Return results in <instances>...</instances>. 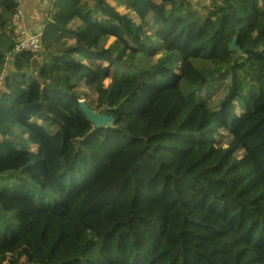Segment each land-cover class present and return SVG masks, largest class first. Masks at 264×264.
<instances>
[{"label": "trees", "instance_id": "16d2710c", "mask_svg": "<svg viewBox=\"0 0 264 264\" xmlns=\"http://www.w3.org/2000/svg\"><path fill=\"white\" fill-rule=\"evenodd\" d=\"M19 7L0 0V264H264V0H54L34 53ZM168 93L219 136L155 140Z\"/></svg>", "mask_w": 264, "mask_h": 264}, {"label": "rangeland", "instance_id": "374dc122", "mask_svg": "<svg viewBox=\"0 0 264 264\" xmlns=\"http://www.w3.org/2000/svg\"><path fill=\"white\" fill-rule=\"evenodd\" d=\"M53 1L54 0L42 1L43 13L40 20L33 19L29 21V24H31L29 30L21 27V30H24L23 36L24 33L28 35L42 31L45 23L44 19L47 20L48 14L52 9ZM195 1L208 2V0ZM21 25L22 22L16 26L19 28ZM12 67L13 62L10 61L8 69ZM82 104L96 127L106 124L108 121L106 117L98 115L87 107L85 103ZM150 123V135L169 151L179 154L189 152L197 146L206 144L219 136L210 118L202 109L187 106L178 95L173 93L164 95L157 106L151 110ZM254 124L264 127V109L253 118L246 130L250 142L258 146L259 140L257 134L255 130L251 129V126ZM221 134L223 136L226 135L224 131H221ZM261 142H264V133Z\"/></svg>", "mask_w": 264, "mask_h": 264}, {"label": "built area", "instance_id": "2783aa9c", "mask_svg": "<svg viewBox=\"0 0 264 264\" xmlns=\"http://www.w3.org/2000/svg\"><path fill=\"white\" fill-rule=\"evenodd\" d=\"M23 11L19 7L13 16V24L17 25L22 21ZM41 35L42 31L34 34H28L22 36V38L16 44V50L18 51H28V52H38L41 49Z\"/></svg>", "mask_w": 264, "mask_h": 264}, {"label": "crops", "instance_id": "0c3cea01", "mask_svg": "<svg viewBox=\"0 0 264 264\" xmlns=\"http://www.w3.org/2000/svg\"><path fill=\"white\" fill-rule=\"evenodd\" d=\"M19 1H20V8L23 11V18L21 21L22 25L19 27V29L21 30L22 27L23 29L29 30L31 28V24H29V21L33 19L40 20L43 13L42 1L44 2V0H19ZM48 19H49V14L47 20ZM47 20L44 19L45 22ZM22 32H24V30Z\"/></svg>", "mask_w": 264, "mask_h": 264}, {"label": "water", "instance_id": "95a60500", "mask_svg": "<svg viewBox=\"0 0 264 264\" xmlns=\"http://www.w3.org/2000/svg\"><path fill=\"white\" fill-rule=\"evenodd\" d=\"M237 39H238L237 36H235V37L233 38V40H232V42H231L229 48H230V50H232V51L237 50L238 52H240V47L237 45ZM82 105H83V104H82ZM86 106H87V105H86ZM83 107H84V106H83ZM87 107H88V106H87ZM84 109H85V107H84ZM110 126H111V124H110Z\"/></svg>", "mask_w": 264, "mask_h": 264}, {"label": "clouds", "instance_id": "9594fccd", "mask_svg": "<svg viewBox=\"0 0 264 264\" xmlns=\"http://www.w3.org/2000/svg\"><path fill=\"white\" fill-rule=\"evenodd\" d=\"M109 83H110V80L109 79H106L105 80V85L107 86Z\"/></svg>", "mask_w": 264, "mask_h": 264}]
</instances>
